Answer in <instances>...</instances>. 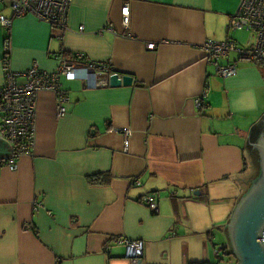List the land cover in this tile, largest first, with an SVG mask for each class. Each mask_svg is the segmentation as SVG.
<instances>
[{
	"label": "crops",
	"instance_id": "0c3cea01",
	"mask_svg": "<svg viewBox=\"0 0 264 264\" xmlns=\"http://www.w3.org/2000/svg\"><path fill=\"white\" fill-rule=\"evenodd\" d=\"M240 1L72 0L66 30L32 13L0 24V84L7 38L14 70L34 60L54 70L75 53L111 65L96 86L64 81L62 117L54 91L38 94L33 153L0 168V264H135L113 237L144 241L138 264H237L220 225L259 177L247 144L264 114V61L232 51L218 63L237 73L223 77L204 44L253 45L229 28ZM12 13L0 1V14ZM115 71L133 83L111 86ZM147 193L157 212L140 202Z\"/></svg>",
	"mask_w": 264,
	"mask_h": 264
},
{
	"label": "built area",
	"instance_id": "2783aa9c",
	"mask_svg": "<svg viewBox=\"0 0 264 264\" xmlns=\"http://www.w3.org/2000/svg\"><path fill=\"white\" fill-rule=\"evenodd\" d=\"M8 2L12 8V16L0 14V24L10 28L14 17L27 13L36 15L39 19L51 23L58 31L68 28V10L72 0H0ZM123 22L130 25V6L122 8ZM230 29L249 30L255 34V41L249 48L239 47L235 41L227 39L218 41L210 39L204 44V49L211 60L217 64V73L223 77H231L237 73L235 63L221 65L218 60L227 57L232 51L239 52L243 57L264 61V0H241L238 10L231 20ZM7 52L2 59L5 79L0 84V137L8 139L12 145L10 155L0 158V168L3 166L11 170L18 167V158L24 154H32L35 146V132L37 119V98L44 90H51L57 94V115L62 117L66 113L64 102L68 99V89L64 81L86 80L89 86H96L102 74L111 72L108 62L88 61L82 53H75L72 59L60 55L57 69L49 70L34 60L25 70H14L11 67L8 50L10 40L5 42ZM156 43H149L148 48L154 49ZM112 74V73H111ZM206 89L196 99L198 108H202L207 96ZM132 132L124 131V149L130 147ZM140 184L139 179L135 180ZM140 202L151 211L159 210V199L155 193H147L140 198ZM41 205V204H40ZM112 243H124L126 256L138 264L145 243L143 240H133L124 237H113Z\"/></svg>",
	"mask_w": 264,
	"mask_h": 264
},
{
	"label": "water",
	"instance_id": "95a60500",
	"mask_svg": "<svg viewBox=\"0 0 264 264\" xmlns=\"http://www.w3.org/2000/svg\"><path fill=\"white\" fill-rule=\"evenodd\" d=\"M107 78L111 86L133 83L132 75L119 71ZM247 145L254 169H260L259 177L248 183L249 191L240 195L229 223L220 225V229L229 230L231 247L224 252H231L237 264H264V114L251 127ZM11 152L12 145L8 139L0 137V155ZM200 192L195 191L197 194Z\"/></svg>",
	"mask_w": 264,
	"mask_h": 264
},
{
	"label": "rangeland",
	"instance_id": "374dc122",
	"mask_svg": "<svg viewBox=\"0 0 264 264\" xmlns=\"http://www.w3.org/2000/svg\"><path fill=\"white\" fill-rule=\"evenodd\" d=\"M243 34H244V37L245 38H249V42L250 44L253 43L255 41V35L253 34L252 31H249V30H243ZM221 264H226V263H221Z\"/></svg>",
	"mask_w": 264,
	"mask_h": 264
},
{
	"label": "trees",
	"instance_id": "16d2710c",
	"mask_svg": "<svg viewBox=\"0 0 264 264\" xmlns=\"http://www.w3.org/2000/svg\"><path fill=\"white\" fill-rule=\"evenodd\" d=\"M189 264H219V262L218 261L210 262V261L204 260V261L190 262Z\"/></svg>",
	"mask_w": 264,
	"mask_h": 264
}]
</instances>
